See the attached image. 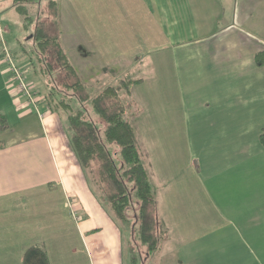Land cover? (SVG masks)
<instances>
[{
  "label": "crops",
  "instance_id": "crops-1",
  "mask_svg": "<svg viewBox=\"0 0 264 264\" xmlns=\"http://www.w3.org/2000/svg\"><path fill=\"white\" fill-rule=\"evenodd\" d=\"M222 1L63 0L64 45L71 42V31L85 30L71 54L91 57L95 47L98 58L108 63L148 57L157 62L132 93L141 87L137 140L147 144L141 154L160 186L157 209L168 226V247L160 250V244L158 264H188L189 259L201 264L198 258L221 264L212 256L198 257L209 246L191 243L219 226L206 222H220L227 214L249 222L242 237L256 238L257 244L246 238V249L264 253L259 240L264 236V171L258 178V166L234 164L258 152L255 163L264 167L259 139L264 69L248 65L246 35L240 30L230 35V9ZM254 26L264 35L262 25ZM3 28L2 23L0 113L9 127L0 128V264H22L35 243L46 245L51 264H110V258L120 264L122 232L88 184L70 139L52 111L42 112L45 100L39 90L35 103L28 102L4 68ZM36 115L44 128L33 132ZM221 163L228 168L213 171ZM236 248L238 256L229 261H240L244 249Z\"/></svg>",
  "mask_w": 264,
  "mask_h": 264
},
{
  "label": "trees",
  "instance_id": "trees-1",
  "mask_svg": "<svg viewBox=\"0 0 264 264\" xmlns=\"http://www.w3.org/2000/svg\"><path fill=\"white\" fill-rule=\"evenodd\" d=\"M13 5L26 27L34 25L32 38L40 60H44L41 73L52 75L46 101L53 111L66 113L70 145L80 166L128 226L132 240L139 239L151 255L159 249L168 226L158 214L156 190L138 145L135 119L125 117L129 106L135 104L129 100L126 105L125 97H132V86L142 77L120 79L118 85H107L92 94L63 43L58 1L49 0L43 6L42 0H14ZM254 60L264 67V48L255 52ZM8 127L6 116L0 113V128ZM259 139L264 147V131ZM138 246L131 248L132 264L138 262L134 253ZM22 264H51L46 245H30Z\"/></svg>",
  "mask_w": 264,
  "mask_h": 264
},
{
  "label": "rangeland",
  "instance_id": "rangeland-1",
  "mask_svg": "<svg viewBox=\"0 0 264 264\" xmlns=\"http://www.w3.org/2000/svg\"><path fill=\"white\" fill-rule=\"evenodd\" d=\"M58 6H59V20H60V26L62 27L64 33L66 34L67 31L64 30L62 24L63 18V0H57ZM49 0H42L43 6H46V3H48ZM14 1L13 0H0V24L3 23L4 25V34H6L7 41L5 40L2 42L3 45H1L2 53L4 54L6 63H4V68H7L11 71L10 62L7 59V56L5 54L4 48H7L12 53V56L14 57L15 63L22 69L25 77L27 78V82H29L30 85H32L34 91L40 92L39 97L43 98L45 100V105L43 106L42 112L48 111L49 113L52 111L54 115L57 118L58 121V127L59 130L62 131V133L70 139V132L68 129V123L66 120V113L63 110H56L53 111L49 106L48 102L46 101V98L48 97V91L52 89V87L47 86V82L51 81L52 75L48 74L44 75L41 73L40 70L42 66H44V60H40V54L39 49H37L34 40L32 38V34L34 32V25H29L28 27L25 26L24 20L22 16L16 11L14 8ZM222 4L225 6V10H229L230 12L226 13V15L229 16L230 21L232 24L231 29L229 30L230 35L234 32L240 30L242 34L246 35V59L248 62V65L255 64L256 68L260 67L257 66L254 61V53L264 48V35H260V28L258 29L254 26L255 24L262 25V33H264V0H223ZM243 23H248V25H244ZM241 26H247L246 28H240ZM67 27V25H66ZM250 27V28H249ZM76 32V31H75ZM68 35H71V44L67 42L65 45L67 50H69L68 53H70L71 49H79L78 45L81 39L85 35V30L81 26L80 27V33L77 32L74 33V31H71ZM65 39L67 37L62 36ZM232 37V36H231ZM233 39V38H232ZM89 41V40H88ZM76 45V46H75ZM14 50V53L16 54V57L14 56L12 50ZM25 50V51H24ZM96 51L94 54L90 56L81 57L79 54L78 56L75 54L70 53V58L75 65L76 69L78 70V73L82 77V79L86 82L88 86L89 92L92 94L97 93L99 90L104 88L107 85H118L120 83V79L123 78H139V77H146L148 71L151 69H154L157 67V62L154 60V58L148 57L147 58H141L138 61H111L106 62L103 61L101 58H98L99 52ZM81 58V59H80ZM34 61L35 66H37V69H39V72H36L34 66L31 64ZM25 62V64H24ZM30 62V63H29ZM264 69V67H262ZM12 73V71H11ZM57 71H54V76L57 77ZM12 77L14 78V74L12 73ZM58 78V77H57ZM135 86V84L132 86V88ZM135 88H137L135 86ZM141 90V87L138 89H135L132 93V97H125L126 105L128 104L129 100H132L134 106L130 105L127 113L125 114V117L129 120H134L137 117H141V107L139 105L140 100L138 99L139 91ZM17 91L19 94L21 92L19 91V86L17 84ZM138 95V96H137ZM22 96H25L22 94ZM134 100V101H133ZM130 104V103H129ZM140 109V110H138ZM37 116V115H36ZM97 117V115H94V118ZM37 124H33V132H36L38 129H42L43 124L39 120ZM43 120V119H42ZM137 120V119H136ZM44 122V121H43ZM16 129L13 128L12 131H15ZM141 153L143 154V151L147 150V144L144 141L138 143ZM71 147V145H70ZM113 147V145H112ZM263 148V147H262ZM143 149V150H142ZM72 150V148H71ZM256 153H251L250 156H248L244 162L238 161L234 164L240 163L241 165H244L248 162L247 166H250L251 168L254 166H258V171L254 170V176H257L260 178L262 176V172L264 171L263 164L255 163V156ZM221 159V157H220ZM258 159V157L256 158ZM223 165L219 166L216 165V168L213 171H219V170H225L228 168L226 164L221 163ZM261 165V166H260ZM88 184L92 188V191L97 195V197L102 202L103 207L109 212V214L112 216V218L117 222V225L119 226V231L122 232V240L123 244L121 247L120 255H119V261L120 264H132L133 260V253L131 248L133 246L139 244V250L136 249L134 252L138 256V262L137 264H158L161 254L159 252L155 251L151 255L152 259H149L152 263L147 261V247L143 246L142 243H140V240L136 238V240H132L131 237V231L129 230L128 226L124 223V221L119 220V218L114 214V211L112 210L109 202L101 196V191L98 189L93 182L91 181L90 174L86 176ZM152 182L154 185V188L158 192L159 184L155 180V178H152ZM222 182L225 183V185L231 184L229 180H222ZM261 190H263L264 194V185H261ZM76 211L78 215H80L79 210L77 208H74L71 206V210ZM72 210V211H73ZM75 215V213H74ZM229 217H227L225 220H212L206 222V224H214L215 226L219 223L218 228L212 232H208V236H203L195 241V238H193L194 242L191 244H194L196 247V244L201 246H209V252L202 250L198 252V257L200 256H207L208 258L212 256L214 259H220L221 264H261L258 257L264 262V253L254 254L250 251L249 248L246 249L245 246V239L247 238L252 244H257L255 241L256 238L248 237L243 238L245 236V233L248 234V232H245V229L247 228L246 224L249 222L240 221L237 219H234L233 215L227 214ZM232 217V218H231ZM252 224V222H251ZM244 235V236H243ZM243 236V237H242ZM164 240V241H163ZM161 242V249L163 250L164 246L166 248L168 247L167 242L165 241V238ZM259 240L262 242V245L264 244V236H260ZM135 241V242H134ZM136 243V244H135ZM202 246V247H203ZM243 247V250L240 251L241 259L240 261L234 260L229 261V258L231 256H238V253H235V250H239L236 247ZM254 246V245H253ZM236 250V252H238ZM141 253V255H140ZM210 253V255H209ZM245 255V260L244 256ZM232 260V259H231ZM110 264H118L117 261L113 258H110ZM199 263L204 264L202 259L198 258ZM209 261V260H208ZM191 259H189L188 264H190Z\"/></svg>",
  "mask_w": 264,
  "mask_h": 264
},
{
  "label": "built area",
  "instance_id": "built-area-1",
  "mask_svg": "<svg viewBox=\"0 0 264 264\" xmlns=\"http://www.w3.org/2000/svg\"><path fill=\"white\" fill-rule=\"evenodd\" d=\"M4 51L8 61L10 62L11 71L14 74V79L17 81L19 91L21 92V94L25 95L28 102L35 103L36 91H34L32 85L27 82V78L25 77L22 69L15 63L14 57L12 56L10 50L4 48Z\"/></svg>",
  "mask_w": 264,
  "mask_h": 264
}]
</instances>
